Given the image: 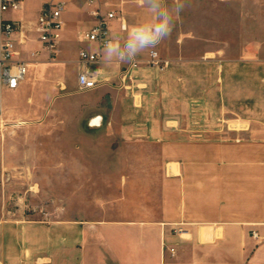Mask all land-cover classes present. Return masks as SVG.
Returning a JSON list of instances; mask_svg holds the SVG:
<instances>
[{
	"label": "crops",
	"instance_id": "1",
	"mask_svg": "<svg viewBox=\"0 0 264 264\" xmlns=\"http://www.w3.org/2000/svg\"><path fill=\"white\" fill-rule=\"evenodd\" d=\"M48 1L40 2L37 17ZM63 1L59 62L63 89L69 92L78 87L79 51L98 50L83 38L95 24L93 11L124 17L129 33L118 20L110 24L121 47L134 27L156 22L149 6L135 4L139 0H85L73 5V12ZM83 4L89 7L88 21L78 13ZM24 10L23 0L18 12ZM33 26L25 32L27 40L15 36V59L29 65L17 89L3 90L16 99L28 93L32 82L37 90L39 80L51 73L35 65L47 61V54ZM148 50L136 56L139 66L126 81L122 71L130 62L101 52L100 66L110 82L92 89L88 116L101 131L116 132L126 147L158 148L162 166L156 197L128 180L123 196L111 200L125 211L70 229L62 221H25L8 210L0 221V264H16L18 258L27 264H264V58H229L216 51L200 58L172 57L160 71L147 64ZM145 159L142 154L137 158ZM19 173L0 168V177ZM127 173L129 178L137 171ZM179 227L185 231L174 230Z\"/></svg>",
	"mask_w": 264,
	"mask_h": 264
},
{
	"label": "rangeland",
	"instance_id": "2",
	"mask_svg": "<svg viewBox=\"0 0 264 264\" xmlns=\"http://www.w3.org/2000/svg\"><path fill=\"white\" fill-rule=\"evenodd\" d=\"M41 1L24 0L23 12L7 11L3 17L15 20L25 14L19 19L28 30ZM84 1L68 0L70 11ZM186 2L171 35L158 44L162 59L167 61L158 70L168 68L172 57L200 58L216 51L229 58H264V0ZM165 3L171 9L175 0ZM135 4L148 7L142 0ZM78 13L89 20L88 6H79ZM124 14L130 24V13L124 10ZM84 28H89L88 23ZM62 40L63 35L56 55L46 51L47 61L35 64L51 72L39 80L37 90L32 82L28 93L19 94L17 99L7 91L1 93L0 168L5 165L21 173L0 177V221L4 212L13 210L25 221L39 220L47 225L62 221L69 229L88 226L87 221L125 211L123 204L111 200L123 196L128 180L130 185L147 188L149 198L157 195L162 166L158 148L148 145L133 150L119 141L116 132L101 131L90 124L92 90L63 89V63L59 62ZM11 105L14 108H6ZM141 154L145 160H137ZM134 170L137 173L133 177L125 176ZM27 263V259L18 258L16 264Z\"/></svg>",
	"mask_w": 264,
	"mask_h": 264
},
{
	"label": "built area",
	"instance_id": "3",
	"mask_svg": "<svg viewBox=\"0 0 264 264\" xmlns=\"http://www.w3.org/2000/svg\"><path fill=\"white\" fill-rule=\"evenodd\" d=\"M88 1L93 3L96 0ZM22 7L23 0H0V116L2 114V91L4 89H17L28 73L29 65L23 60L15 59V56L18 54L15 46V36L20 34L23 39L27 40L26 29L21 21L9 20L3 17L5 12H18ZM65 9L66 3L63 0H49L42 6L33 26L39 42L50 56L56 55L58 43L63 35V13ZM93 16L96 20L95 24L83 34V38L87 42L96 43L98 50L89 51L81 49L79 51L82 68L77 77V84L80 91L92 90L110 82V77L104 68L100 66V62L101 52L105 50V43L107 41H114L111 36V21L118 20L120 22V29L122 31L125 28L128 30L124 17L115 11L102 12L97 9L93 11ZM139 63L138 60L130 62L122 71V79L125 81L130 79L132 69L139 66ZM147 64L156 68H162L167 65V61L162 59L157 46L149 48ZM174 230L176 232L185 231L182 227L175 228ZM253 236L256 237L257 233H253ZM171 251L174 253L173 248Z\"/></svg>",
	"mask_w": 264,
	"mask_h": 264
},
{
	"label": "clouds",
	"instance_id": "4",
	"mask_svg": "<svg viewBox=\"0 0 264 264\" xmlns=\"http://www.w3.org/2000/svg\"><path fill=\"white\" fill-rule=\"evenodd\" d=\"M147 3L150 10L155 14L156 22L151 25L140 24L130 31V36L123 47L116 41H107L104 49L109 57L116 54V61L129 63L136 56L149 48H155L162 40L171 35L176 19L187 6L186 0H175L170 9L165 0H142ZM123 31L129 33L125 28ZM106 63L107 61L104 60Z\"/></svg>",
	"mask_w": 264,
	"mask_h": 264
}]
</instances>
